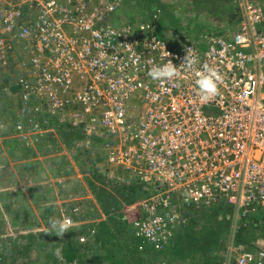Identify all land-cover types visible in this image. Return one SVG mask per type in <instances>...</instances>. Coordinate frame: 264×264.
<instances>
[{
    "label": "built area",
    "instance_id": "1",
    "mask_svg": "<svg viewBox=\"0 0 264 264\" xmlns=\"http://www.w3.org/2000/svg\"><path fill=\"white\" fill-rule=\"evenodd\" d=\"M116 6L111 0H0V61L15 68L9 53L19 40L35 54L31 72L16 82L26 98L24 117L31 116L26 139L51 128L39 106L104 142L112 166L151 188L123 209L140 250L171 243L188 220L183 203L228 202L234 231L257 211L264 221V4L238 0L236 27L210 36L205 47L170 43L149 24L117 26L110 20ZM189 48L198 63L179 78L161 83L148 76L168 59L179 67ZM205 63L222 76L211 101L196 84ZM75 72L84 83L73 92ZM64 219L82 223L70 214ZM223 260L264 264V245L245 249L229 237Z\"/></svg>",
    "mask_w": 264,
    "mask_h": 264
},
{
    "label": "rangeland",
    "instance_id": "2",
    "mask_svg": "<svg viewBox=\"0 0 264 264\" xmlns=\"http://www.w3.org/2000/svg\"><path fill=\"white\" fill-rule=\"evenodd\" d=\"M111 1L117 3L116 10L110 16L115 25L149 24L152 30L160 31L173 44L203 45L210 36L229 34L237 25L233 15L238 9V0ZM256 1L264 4V0ZM15 44L9 53L10 63L15 68L4 66L0 61V264H29V261L37 259L38 246L44 247L50 236L47 234L50 230L49 218L63 220L67 214L83 223H76L63 237H55L56 247L48 252L47 261L40 259L36 264H79L78 261L66 262L60 253L71 239L91 243L94 240L91 238L94 229H88V224L102 218L103 208H99V197L92 182L105 186L116 196L118 193L114 187L117 186L111 182L113 175L119 173L120 182L130 183L124 176L127 171L107 161L108 152L104 150V142L95 139L82 142V138H73L67 123L55 121L59 115H54L52 110V115L43 114L45 107L38 106L42 113L39 116L43 122L48 120L51 128H38L44 131L26 139L25 132H31L32 128L31 116L24 117L16 82L22 71L30 68L31 72V58L35 54L30 45L25 44L28 47L25 49L20 40ZM43 54V58L51 57L47 52ZM21 57L22 61L19 60ZM19 61L25 64L20 70ZM73 82V92H76L84 80L75 72ZM30 100L36 105L33 98ZM70 114L71 110L68 109L60 115L68 118ZM19 122L25 124L22 130L19 129ZM95 171L101 174V178L95 177ZM103 193L102 189L100 195L106 199ZM113 197L107 196V204L112 202ZM127 214L131 218L136 215L134 211ZM247 234L254 236L251 229ZM163 250L156 252L147 247L137 252L135 262L130 259L131 256L125 258V264H168L173 259L170 255L162 254ZM117 252L123 253L118 249ZM186 262L180 258L173 260L178 264Z\"/></svg>",
    "mask_w": 264,
    "mask_h": 264
},
{
    "label": "trees",
    "instance_id": "3",
    "mask_svg": "<svg viewBox=\"0 0 264 264\" xmlns=\"http://www.w3.org/2000/svg\"><path fill=\"white\" fill-rule=\"evenodd\" d=\"M155 34L162 36L160 31L155 32ZM205 45L203 44L202 46ZM23 46L25 49H28L25 45ZM19 60L22 61V57ZM21 61H19V70L25 65ZM23 96L24 91H22L21 85H19L21 105L26 102V98H23ZM55 121L57 122V120ZM69 127V133L73 138H80L82 136L81 128L72 125H69ZM94 174H96V178H101L100 173L95 171ZM128 181L130 183H122L116 176L113 177L111 182L117 186L114 187L118 193L116 196L106 190L105 186H97L96 182H92L99 197V208H103L102 215L105 216H102L100 219L96 218L88 224V229H95L94 235L91 237L94 238L92 243L80 242V239L77 241L71 239L65 243L60 254L66 262L78 261L79 264H125L126 259L130 258V256V259H133L135 262L137 252L141 251L139 249L141 240L136 235L133 226L125 218L123 209L125 204L135 203L152 192L151 188L145 187L137 178H131ZM102 189L104 190L103 194L106 195V199H104L105 196L100 195ZM108 195L114 196L110 204H107V200H109L107 198ZM181 211L187 215L188 220L176 229L171 243L161 252L162 254H167L168 257L170 255L173 260L178 258L187 260L185 264H222L229 237L234 239L237 244L254 246L252 248L246 247L247 249L254 250L256 249V244L253 243L254 238L260 233L258 228L264 229L263 214L261 211H257L251 215L253 220L250 221L253 223L251 226L253 227L251 229L254 233L253 237L247 234L248 231H246L247 229L243 225L242 228L234 231L232 227L234 209L231 204L224 201L207 207L196 205L192 202L183 203ZM261 233L264 234V232ZM55 237L57 236L54 234L48 236L45 246H38V260L34 258L32 261H29V264H36L40 259L47 261L46 256L48 252L56 247L54 244ZM81 249L82 252H80ZM117 249L123 253L118 254ZM173 260L170 259L168 264H178L173 263Z\"/></svg>",
    "mask_w": 264,
    "mask_h": 264
},
{
    "label": "clouds",
    "instance_id": "4",
    "mask_svg": "<svg viewBox=\"0 0 264 264\" xmlns=\"http://www.w3.org/2000/svg\"><path fill=\"white\" fill-rule=\"evenodd\" d=\"M197 63V57L191 53L189 48L187 49L186 55L179 67H177L171 59H168L167 63L162 65H154L151 67L148 72V76L153 81H158L161 83L164 81H172L174 78H179L183 70H189L194 64ZM181 66L183 67L181 68ZM196 76L198 77L196 84L202 99L211 101L212 98L219 93L218 84L222 80L221 74L216 70V68L205 63L202 66V70L196 73ZM49 225L50 230L47 234H54L57 237H63L67 232H69L71 228L74 227V225L71 224V222L67 219L61 220L55 217L49 218Z\"/></svg>",
    "mask_w": 264,
    "mask_h": 264
},
{
    "label": "crops",
    "instance_id": "5",
    "mask_svg": "<svg viewBox=\"0 0 264 264\" xmlns=\"http://www.w3.org/2000/svg\"><path fill=\"white\" fill-rule=\"evenodd\" d=\"M205 47V46H204ZM80 138H82L83 140H81L82 142H84L86 139H89L90 137L88 136V135H86V133H84L83 131H82V136L80 137ZM111 169L113 170V167H111ZM114 172H112V174H113ZM124 175V174H123ZM114 176H116L117 177V179H119L120 180V178H121V174H119V173H114V175H113V177ZM128 179V178H127ZM71 215V214H70ZM73 216V215H72ZM81 221V220H80ZM82 222V221H81ZM252 224L253 223H249L247 226H245V229H247L246 231H248L249 229H253V227H251L252 226ZM263 224H264V222H263ZM251 227V228H250ZM240 228H242V225H241V227H239L238 229H240ZM258 230V229H257ZM245 232V231H244ZM261 232H264V229L263 230H261V228H260V233H259V235L256 237V238H254V241H253V243H255L256 244V248L259 246V244H258V242H262L263 244H260V245H264V234L263 233H261ZM258 240V241H257ZM244 246V248L245 249H247L246 247H248V248H252V247H254V246H252V247H250V246H245V245H243Z\"/></svg>",
    "mask_w": 264,
    "mask_h": 264
}]
</instances>
